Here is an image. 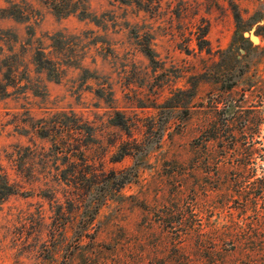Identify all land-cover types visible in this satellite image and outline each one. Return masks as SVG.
Here are the masks:
<instances>
[{"label": "rangeland", "instance_id": "1", "mask_svg": "<svg viewBox=\"0 0 264 264\" xmlns=\"http://www.w3.org/2000/svg\"><path fill=\"white\" fill-rule=\"evenodd\" d=\"M66 1L0 0V264H264V0Z\"/></svg>", "mask_w": 264, "mask_h": 264}, {"label": "trees", "instance_id": "2", "mask_svg": "<svg viewBox=\"0 0 264 264\" xmlns=\"http://www.w3.org/2000/svg\"><path fill=\"white\" fill-rule=\"evenodd\" d=\"M52 5V9L54 10L56 16H58L59 18L62 17H66L72 13L78 12L79 10V16L81 19H91L92 21L96 22L97 17L96 15H94L93 13H91L90 11H88L86 6H83L81 9H78L77 7H73L71 6L70 3H68V1L66 0H52L51 2ZM3 12H7L8 16H11L13 18H15L16 20H20V21H26L29 18V15H26L22 10H19V12L13 11L12 8H4L2 10ZM236 18H239L238 13L236 12ZM1 32H10L11 34H13V36L15 37L16 40H18V34L11 31L10 29H6V30H0ZM34 33V29L32 27H29V34L32 35ZM62 34V32L57 33ZM57 35H54L53 37H56ZM144 53L150 58L151 61L155 60V53L153 51V49L151 48V46L146 43L145 47H144ZM34 63L35 65L38 67L39 70L43 71H47L48 74V78L50 80H55V81H60V77L59 75H55V72L59 71V68L55 62L54 59L48 57L45 53V50L42 48H38L35 52L34 55ZM10 76L7 75L6 73H4V79H8ZM17 82H9L6 81L4 82L3 79H0V98H4L6 96H8L10 94V87H14L16 85ZM19 84V83H18ZM196 87V84H194ZM24 86V85H23ZM231 86V85H230ZM194 87V88H195ZM235 112V111H234ZM112 122L113 124L122 127L123 129H125L126 131L130 130L129 124L127 123V119L125 117L124 114L117 112L116 116L114 118H112ZM55 125H53L54 127ZM40 129V135H42V137H48L49 133L45 130V127H39ZM84 133L88 130L91 129L90 125H83L80 128ZM86 130V131H85ZM88 136L92 135V132H87ZM133 150V154L134 156H138L139 153H144V148H141V145L136 143V145H134L131 148H128L126 145H123L122 147V152L119 153V155L116 156L115 160H120L123 156H125L126 154H130V152H132ZM132 169L133 167H130L129 169L126 170H122V171H115L112 170L111 171V176H106L104 180L100 179L97 183H102V182H106L107 185H109V182H111V180L116 179L117 176L119 175L120 179L119 180V184L122 186H124L127 182L131 181L133 176L136 175V171H134L132 173ZM105 175V173L103 174V176ZM97 178V177H96ZM0 183H5V181H1ZM13 193V189L10 186V188L8 189L7 193H5V195H9Z\"/></svg>", "mask_w": 264, "mask_h": 264}, {"label": "water", "instance_id": "3", "mask_svg": "<svg viewBox=\"0 0 264 264\" xmlns=\"http://www.w3.org/2000/svg\"><path fill=\"white\" fill-rule=\"evenodd\" d=\"M235 104L232 102L231 104H230V106H229V108H228V110H227V114L228 115H231L232 113H234V109H235Z\"/></svg>", "mask_w": 264, "mask_h": 264}]
</instances>
